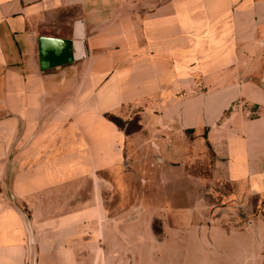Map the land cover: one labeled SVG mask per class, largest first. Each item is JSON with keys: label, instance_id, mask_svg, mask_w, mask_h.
I'll return each instance as SVG.
<instances>
[{"label": "crops", "instance_id": "1", "mask_svg": "<svg viewBox=\"0 0 264 264\" xmlns=\"http://www.w3.org/2000/svg\"><path fill=\"white\" fill-rule=\"evenodd\" d=\"M76 22L85 57L41 70L38 39ZM14 205L35 264L162 257L184 228L242 264L261 237L237 212L264 211V0H0V264L28 261Z\"/></svg>", "mask_w": 264, "mask_h": 264}, {"label": "rangeland", "instance_id": "2", "mask_svg": "<svg viewBox=\"0 0 264 264\" xmlns=\"http://www.w3.org/2000/svg\"><path fill=\"white\" fill-rule=\"evenodd\" d=\"M135 119V118H134ZM132 120V122L128 123V125H124V128H127L128 130L135 127V120ZM215 191L219 192L218 196H216L220 199L222 189L224 191L230 190V186L228 184H223L221 181H218L214 184ZM256 208V206H255ZM256 212H249V211H239L237 214H240V220H245L246 222L253 219H258V232L260 233L261 239L256 244V252H246L245 258L240 261L242 264H264V211L259 210V208H256ZM255 216V217H253ZM151 232L152 234L157 238V236L160 233V227L159 223L153 222L151 224ZM159 232V233H158ZM158 233V234H156ZM182 240H177L175 243H173V249L170 250L169 253H166L165 256L159 257L158 253L148 251L144 255V258L141 259H132V260H119L117 264H212L214 261H206L204 258L201 257L202 253H199L198 247L195 245L194 242L191 241L189 234V228H184L180 231ZM157 235V236H156ZM184 235L188 237L184 240ZM197 255V256H195ZM230 262L234 261H226L225 264H228Z\"/></svg>", "mask_w": 264, "mask_h": 264}, {"label": "water", "instance_id": "3", "mask_svg": "<svg viewBox=\"0 0 264 264\" xmlns=\"http://www.w3.org/2000/svg\"><path fill=\"white\" fill-rule=\"evenodd\" d=\"M84 32L81 22H76L73 28L72 38L63 40L57 38L40 37L38 39L39 65L41 70L50 69L73 60L85 57L83 45ZM15 206V205H14ZM23 220L28 239V261L27 264H35V248L29 224L24 213L15 206Z\"/></svg>", "mask_w": 264, "mask_h": 264}, {"label": "trees", "instance_id": "4", "mask_svg": "<svg viewBox=\"0 0 264 264\" xmlns=\"http://www.w3.org/2000/svg\"><path fill=\"white\" fill-rule=\"evenodd\" d=\"M108 117V119L111 121V122H113L115 125H117L119 128H124V125H125V123H126V125H128V123H130V122H132V120L131 121H129V122H124V121H122L120 118H118V117H115V116H113V115H108L107 116ZM136 119V120H135ZM134 120H135V127L134 128H131V129H127V128H125V132H127V133H131V132H134V131H136L138 128H139V126H138V124H137V118H135ZM158 222L159 223V220H157V219H154L153 221H152V223L153 222ZM159 227H160V233H159V235L157 236L158 238H160L161 237V232H162V230H161V225H160V223H159ZM158 233H156V234H158Z\"/></svg>", "mask_w": 264, "mask_h": 264}]
</instances>
